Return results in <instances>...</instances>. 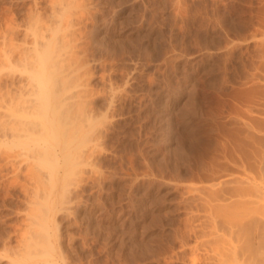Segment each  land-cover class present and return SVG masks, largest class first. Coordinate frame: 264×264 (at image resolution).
I'll list each match as a JSON object with an SVG mask.
<instances>
[{
  "label": "rangeland",
  "instance_id": "obj_1",
  "mask_svg": "<svg viewBox=\"0 0 264 264\" xmlns=\"http://www.w3.org/2000/svg\"><path fill=\"white\" fill-rule=\"evenodd\" d=\"M36 26L59 37L49 118L90 141L48 137L63 149L34 163L0 144V264H188L187 132L238 111L264 0H0V51L32 52Z\"/></svg>",
  "mask_w": 264,
  "mask_h": 264
},
{
  "label": "bare ground",
  "instance_id": "obj_2",
  "mask_svg": "<svg viewBox=\"0 0 264 264\" xmlns=\"http://www.w3.org/2000/svg\"><path fill=\"white\" fill-rule=\"evenodd\" d=\"M62 16L58 24L72 20ZM32 33V52L22 51L13 43L0 51V65L12 67L5 73L11 74V83L6 84L5 75V85L1 84L3 78L0 81V144L10 146L8 157L5 156L9 163L18 157L30 163L57 158L63 142L51 147L42 143L51 136L58 135L63 141L79 140L75 148L88 146L90 141L81 133L83 129L68 125V133H61L50 120L52 97L59 96V88H41L36 81L48 71L46 58L53 55L57 31L46 37L36 26ZM60 38L65 42L64 36ZM256 40L259 59L247 80H242L250 83L243 87H247L243 89L247 96L243 94L245 98L239 104L232 103L238 111L209 130L200 127L187 132L188 178L183 186L188 234L193 238L191 243L187 242L189 246L184 245L190 250L188 264H264V37ZM17 53L18 59L14 57ZM80 151L87 154V149ZM54 168L51 164L48 172ZM51 245L50 251H54ZM48 252L46 255L51 257L53 254Z\"/></svg>",
  "mask_w": 264,
  "mask_h": 264
}]
</instances>
